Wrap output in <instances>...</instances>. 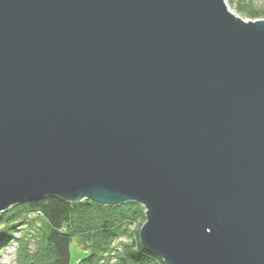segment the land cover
I'll return each mask as SVG.
<instances>
[{"label":"water","instance_id":"1","mask_svg":"<svg viewBox=\"0 0 264 264\" xmlns=\"http://www.w3.org/2000/svg\"><path fill=\"white\" fill-rule=\"evenodd\" d=\"M225 0H0V213L147 209L166 264H264V20Z\"/></svg>","mask_w":264,"mask_h":264},{"label":"trees","instance_id":"2","mask_svg":"<svg viewBox=\"0 0 264 264\" xmlns=\"http://www.w3.org/2000/svg\"><path fill=\"white\" fill-rule=\"evenodd\" d=\"M236 8L242 19L264 20V9L252 3L239 0ZM142 220L145 210L137 203L111 207L46 197L0 215V248L16 239L17 264H166L142 246ZM16 230L23 234L16 238ZM79 246L81 258L73 259L72 250Z\"/></svg>","mask_w":264,"mask_h":264},{"label":"rangeland","instance_id":"3","mask_svg":"<svg viewBox=\"0 0 264 264\" xmlns=\"http://www.w3.org/2000/svg\"><path fill=\"white\" fill-rule=\"evenodd\" d=\"M246 2H249V3H252V5L256 8V9H264V0H245ZM225 2H226V4H227V6L229 7L228 9L230 10V11H232L234 14H236L237 16H239V17H241L240 15H238L237 13H236V4L239 2V0H225ZM242 18V17H241ZM245 20V22H247V23H249L250 21H252V20H249V19H244ZM254 21H258V20H254ZM84 201V200H83ZM83 201H81V202H83ZM22 204H25V203H20V204H17V205H15V206H20V205H22ZM26 204H28V203H26ZM25 204V205H26ZM121 205V204H120ZM119 205V206H120ZM122 205H125V204H122ZM139 205H141L143 208H144V210H145V220L146 221H139V224L141 225L142 224V226H141V228H139L138 230L140 231V238H141V231H142V228H143V226L145 225L144 223H146L147 222V218H146V212H147V209H146V207L144 206V205H142V203L141 204H139ZM15 206H12L11 208H9L8 210H6V211H4V212H2V213H0V215L1 214H3V213H6L7 211H9V210H11L12 208H14ZM111 207H115V206H111ZM36 217V215H31L30 216V218H35ZM138 224V225H139ZM133 230H137L136 229V227L135 226H133ZM13 232V231H12ZM14 234H15V236H16V238H17V236H21L23 233L21 232V231H17L16 230V232H13ZM140 241H141V239H140ZM17 240L16 239H14V240H12V239H10V240H8V241H6V242H4L3 243V245L1 246V248H0V264H17V249H18V244H17ZM141 244H142V242H141ZM74 245H77L76 244V242H75V244ZM142 246L144 247V245L142 244ZM39 246H38V244H36V243H32V249H33V251L36 249V248H38ZM81 246H79L78 248L77 247H75L73 250H72V256H73V259L74 258H81L80 257V255L79 254H81L82 252H83V249L82 248H80ZM78 249V250H77ZM37 250V249H36ZM145 250H147L146 248H145ZM147 251H149V250H147ZM149 252H151V251H149ZM151 253H153V252H151ZM153 254H155V253H153ZM156 255V254H155ZM159 256V255H158ZM160 257V256H159ZM163 259V258H162ZM165 262V261H164Z\"/></svg>","mask_w":264,"mask_h":264}]
</instances>
